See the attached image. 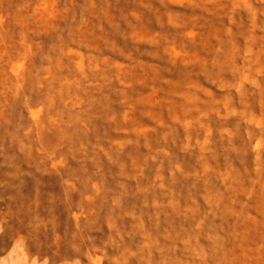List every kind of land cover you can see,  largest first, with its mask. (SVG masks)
I'll return each mask as SVG.
<instances>
[{
    "label": "rangeland",
    "instance_id": "obj_1",
    "mask_svg": "<svg viewBox=\"0 0 264 264\" xmlns=\"http://www.w3.org/2000/svg\"><path fill=\"white\" fill-rule=\"evenodd\" d=\"M0 264H264V0H0Z\"/></svg>",
    "mask_w": 264,
    "mask_h": 264
}]
</instances>
